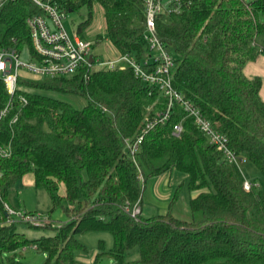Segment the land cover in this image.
Segmentation results:
<instances>
[{
	"label": "trees",
	"instance_id": "obj_1",
	"mask_svg": "<svg viewBox=\"0 0 264 264\" xmlns=\"http://www.w3.org/2000/svg\"><path fill=\"white\" fill-rule=\"evenodd\" d=\"M56 1L66 13L100 4L107 39L119 54L144 56V0ZM191 2L183 14L157 21L158 38L177 60L174 86L227 137L236 156L264 175L263 81L244 73L262 54L257 38L264 33V0ZM37 14L42 11L32 0H9L0 12V48L32 50L27 19ZM20 85L34 91L19 88L29 105L16 125L4 127L0 140L12 151L10 158L0 156V264L6 254L30 245L48 254V264H78L76 253L86 251L78 237L88 232L114 239L113 249H102L97 261L110 255L114 264H264V190L252 183L246 191L241 163L226 161L180 106L146 134L135 158L128 153L126 141L143 135L147 120L168 103L133 69L22 79ZM48 92L80 95L88 103L78 110ZM8 101L0 82V110ZM183 120L182 134L174 135ZM175 170L188 175L189 189L197 193L191 210L202 219H179L173 211L134 218L146 182ZM28 174L50 196V213L61 209L69 218L53 237L30 240L17 231L19 224L7 223L4 203ZM134 248L140 258L127 261Z\"/></svg>",
	"mask_w": 264,
	"mask_h": 264
},
{
	"label": "built area",
	"instance_id": "obj_2",
	"mask_svg": "<svg viewBox=\"0 0 264 264\" xmlns=\"http://www.w3.org/2000/svg\"><path fill=\"white\" fill-rule=\"evenodd\" d=\"M42 11L27 19L30 29L32 56L35 61L25 64L21 61L24 51L14 47L0 48V82L5 85L9 101L0 110V140L6 125L14 126L19 122L25 108L29 105L26 94L19 92L20 80H28L24 74L46 79L70 77L87 70H124L133 69L136 77L144 84L158 90L168 101L163 112L147 120L146 126L136 141H126L128 153L135 158L146 134L159 125L166 124L176 105L186 113V118L192 119L198 130L203 133L210 143L223 153L226 161L240 164L242 161L229 147L225 135L217 131L213 124L200 111L185 99L174 86V71L176 58L169 52L157 35L158 19L181 15L192 4L191 0H144L146 29L143 42L146 52L138 58L132 54L119 55L114 60L100 61L92 55L93 44L80 35L71 36L65 27L67 13L56 0H32ZM9 0H0V12ZM264 53V51H263ZM90 58H93L91 62ZM86 79L89 75H85ZM183 121L174 127V135L180 136L184 130ZM0 156L10 158L12 151L7 145L0 144ZM3 174L0 170V179ZM252 183L245 182L246 191L252 189ZM7 223L28 224L31 226H45L49 219L36 213L17 210L8 202L4 203ZM142 214L137 206L132 213L134 218ZM82 264V263H78Z\"/></svg>",
	"mask_w": 264,
	"mask_h": 264
},
{
	"label": "rangeland",
	"instance_id": "obj_3",
	"mask_svg": "<svg viewBox=\"0 0 264 264\" xmlns=\"http://www.w3.org/2000/svg\"><path fill=\"white\" fill-rule=\"evenodd\" d=\"M252 1V0H246ZM92 14V17L90 16ZM90 20V24L80 30V26ZM264 22V14L261 15ZM65 27L73 37L80 35L89 43L93 44L91 54L96 56L100 61H109L116 59L120 54L113 44L107 39L105 13L100 4L95 3L92 9L81 7L75 11L67 12L64 21ZM257 47L264 54V33L257 38ZM21 61L25 64L34 62L32 50L26 46ZM28 80L42 81L45 78L24 74ZM20 88L26 89L20 85ZM33 92L34 90L26 89ZM54 98L60 99L71 104L78 110L84 109L88 101L85 97L73 94H63L57 92H48ZM245 179L256 185L257 190H264V175L252 163L244 161L240 164ZM30 174L27 178H33ZM25 178L18 181L10 190L7 202L17 210H23L30 213H36L47 217L52 227L31 226L28 224L17 225V231L26 234L30 240L53 237L58 228L69 222V218L65 213L58 209L54 213L52 211V201L50 196L44 189H37L25 185ZM188 175L173 171L166 173L160 177L152 178L145 184L142 209V218L151 219L159 215L172 212L176 217L183 220L191 221L202 219V215L193 214L191 210V197L195 192L189 189ZM79 241L86 247V251L80 250L76 253V260L82 264H114V260L110 255H103L99 261L97 257L100 253H109L114 247V239L107 232H88L78 237ZM103 246V248H101ZM48 254L37 248L35 245L8 253L4 256L3 264H11L16 261L23 264H48ZM140 258L139 248H134L126 256L127 261H136Z\"/></svg>",
	"mask_w": 264,
	"mask_h": 264
},
{
	"label": "crops",
	"instance_id": "obj_4",
	"mask_svg": "<svg viewBox=\"0 0 264 264\" xmlns=\"http://www.w3.org/2000/svg\"><path fill=\"white\" fill-rule=\"evenodd\" d=\"M244 73L248 79H255L258 77L262 79L263 85H262V88L260 91V97H261L262 101L264 102V54H259L257 56V58L255 59V61L248 63L247 66L245 67ZM28 175H30V174H28ZM27 176L24 177L25 178L24 183L27 186V188H29V187L36 188L34 175L32 176L33 178H31V179L27 178ZM196 195H197V193H194L192 195V197H195ZM52 206H53V203H52ZM0 219H1V217H0Z\"/></svg>",
	"mask_w": 264,
	"mask_h": 264
},
{
	"label": "water",
	"instance_id": "obj_5",
	"mask_svg": "<svg viewBox=\"0 0 264 264\" xmlns=\"http://www.w3.org/2000/svg\"><path fill=\"white\" fill-rule=\"evenodd\" d=\"M91 62L93 61V58H90Z\"/></svg>",
	"mask_w": 264,
	"mask_h": 264
}]
</instances>
